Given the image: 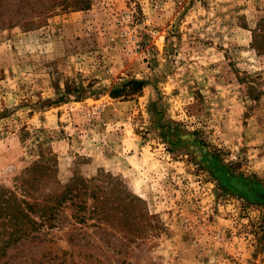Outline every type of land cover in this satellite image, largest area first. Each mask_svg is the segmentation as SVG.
I'll return each mask as SVG.
<instances>
[{
	"label": "rangeland",
	"instance_id": "rangeland-1",
	"mask_svg": "<svg viewBox=\"0 0 264 264\" xmlns=\"http://www.w3.org/2000/svg\"><path fill=\"white\" fill-rule=\"evenodd\" d=\"M0 264H264V0L0 6Z\"/></svg>",
	"mask_w": 264,
	"mask_h": 264
},
{
	"label": "trees",
	"instance_id": "trees-1",
	"mask_svg": "<svg viewBox=\"0 0 264 264\" xmlns=\"http://www.w3.org/2000/svg\"><path fill=\"white\" fill-rule=\"evenodd\" d=\"M13 0H0V6H8ZM144 88V82L142 81H130L122 86L121 89L114 90L110 93V96L117 98L120 95L129 96L134 95L142 91ZM124 93V94H122Z\"/></svg>",
	"mask_w": 264,
	"mask_h": 264
}]
</instances>
